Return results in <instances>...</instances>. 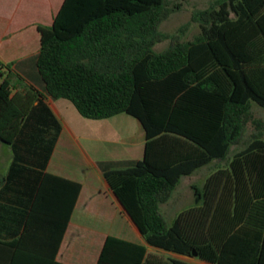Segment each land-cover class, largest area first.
<instances>
[{
  "label": "trees",
  "instance_id": "16d2710c",
  "mask_svg": "<svg viewBox=\"0 0 264 264\" xmlns=\"http://www.w3.org/2000/svg\"><path fill=\"white\" fill-rule=\"evenodd\" d=\"M183 1L64 0L52 25L38 26L45 94L89 120L126 114L145 134L142 160L103 174L144 244L108 236L96 264H191L148 247L210 264H264V119L253 111L264 108V0H209L175 33L162 32ZM196 24L200 32L183 41ZM44 96L0 64V141L15 151L13 181L25 162L18 145L51 134L44 170L58 139ZM248 128L249 143L230 155ZM215 161L225 165L192 187L193 205L168 224L162 205L182 177ZM81 190L39 173L17 238L0 239V264H62Z\"/></svg>",
  "mask_w": 264,
  "mask_h": 264
},
{
  "label": "crops",
  "instance_id": "0c3cea01",
  "mask_svg": "<svg viewBox=\"0 0 264 264\" xmlns=\"http://www.w3.org/2000/svg\"><path fill=\"white\" fill-rule=\"evenodd\" d=\"M63 1L60 0L56 14ZM48 7L52 10L51 0H0V64L11 66L27 86L43 93V102L60 124L58 139L44 170L41 164L46 159L51 134L45 133L37 142L28 139L29 147L17 146L19 156L25 162L18 168L16 181L10 178L15 151L12 145L0 141V239L12 241L17 238L29 211L39 173L80 183L82 190L57 256V260L62 263L61 260L68 262L72 259L73 247L77 246V234L83 231L97 232L92 225L99 219L123 220L128 230L119 231V234L126 237L124 240L144 244L140 232L116 199L103 174L133 166L142 160L145 134L138 120L140 132L137 141V124L123 114L106 120L80 118L74 114L68 102L54 100L45 94L35 65L40 48L38 26H47ZM17 91L14 90L13 94ZM18 93H24V89ZM115 128L121 130V135L119 139L113 140ZM242 149L235 148L233 154ZM135 230L140 234L139 241L133 239ZM113 232L110 230L105 233L104 241L108 236L117 237L112 235Z\"/></svg>",
  "mask_w": 264,
  "mask_h": 264
},
{
  "label": "rangeland",
  "instance_id": "374dc122",
  "mask_svg": "<svg viewBox=\"0 0 264 264\" xmlns=\"http://www.w3.org/2000/svg\"><path fill=\"white\" fill-rule=\"evenodd\" d=\"M59 3H60V0H51V4H52L53 8L51 10L48 7V10L46 13V20H47L46 25L47 26H49V24H51V19L54 18L55 14H56V10L58 9ZM182 4H183L182 9L176 13H173L168 18V20H166L160 26V30L162 32L170 33V34L175 33L183 24L190 21L191 15L195 9H205L206 7H208L209 0H185L182 2ZM199 32H200V28L197 24L191 26L190 30L188 31V33L185 36V38L183 39V41L192 40ZM169 45H170V41H165V42L157 44L155 46L154 50L156 52H162L165 49H167L169 47ZM65 102H68V104H70L74 114H76V116H79L81 118V116L78 114V112L76 111L74 106L69 101L65 100ZM253 111L257 117L264 119V108L259 107L258 105L254 104L253 105ZM122 116H124L126 118H130L131 120H133L137 124V128H136L137 137H136V139L138 141L139 140V132H140L139 122L136 119H134L133 117H130L126 114H123ZM120 129H122V128L120 127ZM113 131L116 134H114V136H112V139L113 140L119 139V137L121 135V132H120L121 130H117L115 128ZM252 132H253L252 128H248L247 133H246L241 145L239 147H233L230 155L233 154V150L235 148H237V149L243 148L244 149V147L247 146L248 141L250 139V135ZM132 135H133L132 138L134 139V134L132 133ZM222 165H225V162L215 161L211 165H208L206 167L201 168L200 170H198L197 172H195L191 176L182 177V179L180 180V183L178 184L175 191L173 192L171 199L166 204L162 205V211H163V214H164L168 224H171L173 222V220L175 219V217L181 211H183V210L189 208L191 205H193L194 193H193L192 187L193 186L202 187L203 182L215 170L216 166H222ZM92 223H94V222H92ZM92 227H94L97 232H93V231L79 232L77 234V246L73 247L72 259L69 260L68 262L61 260L62 263H65V264H96L97 259H98L99 254H100V251L102 249V245H103V241H104L103 237H105V233H107L108 231L111 230L112 232L114 231L112 235H116L118 238L125 239L126 237L119 234V231L128 230V229H126L127 226L125 225L123 220L112 221V220L99 219V220H95V223H94V225H92ZM134 233H135V237L133 239L139 241L141 238L139 232L137 230H135ZM95 237H98L101 239L93 240V238H95ZM68 241L70 242V238L68 239ZM148 254L161 256V257L162 256H170L171 258L187 261L191 264H208V263L202 262L198 259H195L193 257L190 258V257L179 256L176 254L164 253L163 251L156 250V249H153L151 247H148Z\"/></svg>",
  "mask_w": 264,
  "mask_h": 264
},
{
  "label": "water",
  "instance_id": "95a60500",
  "mask_svg": "<svg viewBox=\"0 0 264 264\" xmlns=\"http://www.w3.org/2000/svg\"><path fill=\"white\" fill-rule=\"evenodd\" d=\"M116 197V196H115ZM117 199V198H116ZM118 200V199H117Z\"/></svg>",
  "mask_w": 264,
  "mask_h": 264
}]
</instances>
